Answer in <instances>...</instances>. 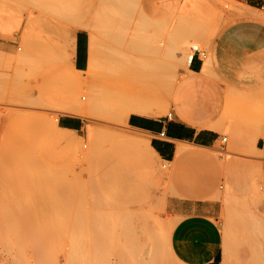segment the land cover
Segmentation results:
<instances>
[{
  "label": "rangeland",
  "instance_id": "1",
  "mask_svg": "<svg viewBox=\"0 0 264 264\" xmlns=\"http://www.w3.org/2000/svg\"><path fill=\"white\" fill-rule=\"evenodd\" d=\"M115 1L112 0V3ZM184 1L188 2L189 9L186 16L181 18L178 7L182 6ZM190 1V3H195L196 1L204 3L206 8H202V4V7L199 6L202 14L199 11L193 12L194 8L191 12L190 8L198 7L199 3L192 6V4H189V0H174L175 7L172 11L173 16L171 15L172 21L169 23V30L172 34H170L172 36L170 39L173 40L175 34L178 33L179 25H183L182 33H184L185 37L179 39L175 49H173L174 74L172 75V80L175 86L173 87V96L168 105V111L164 113L165 115H169L172 112L175 116L177 114V105L184 104V101L190 102L191 97L183 93V83L190 78L187 63L193 55L191 48H200L201 39L209 34V29L212 27L218 29L221 23L225 25L230 22V15L237 13V7H239L237 0ZM85 2L82 1L83 4ZM105 2L110 9L116 6V9L119 10V6L117 7L118 3L114 5V3H109V0ZM83 4L79 2L77 8L79 6L80 8L84 7L85 5ZM137 4L135 9L126 15L127 18L125 17V19L126 29L135 35V54L139 55L141 53L137 50L136 39L138 36L136 30L138 23L141 21L140 18L143 16L145 5L143 0H139ZM40 7L43 10L49 9L54 7V3L52 0H0V18L1 21L5 22L4 31L0 32V42L7 41L13 44V50L10 55L15 62L10 65V86L6 88L4 95L0 97V264H19L18 260L20 258L23 260L22 253L27 251L28 247H26L27 244L26 246L25 244L23 246L20 244L18 239L20 236L16 238L17 234L24 235L23 231L25 230V232L34 230L31 235L34 232L39 234L40 231L44 233V230H50L54 233L56 229V245H58V249H53V247L57 248L55 244H53L55 246L51 249L57 251V254L59 253V264H67L70 261L68 259L71 258L68 255L73 248L77 247L75 245H78V243V246L81 245L79 247L81 252L77 251L79 249L76 248L73 253L79 252V258L84 260L82 264H100L96 255L95 257L97 258L95 260L97 261L94 260V262L91 258L92 256H90L95 253L90 251L93 247H90V249L86 247L87 245L89 246L90 238L93 236L90 233L91 231H89L91 230L89 226L92 224L93 216L98 213L99 215L102 214V216L105 215L104 217L107 219L101 224L107 227L103 228L107 232L106 242L108 244H106L108 250L106 251L108 253H105L109 257H106V262L109 259L107 264H141L142 262L147 264L148 259L155 255L157 251L161 260L160 264H170L172 262V264L174 262L175 264H185L177 258L173 252L174 250H172L174 243L170 238L171 233L169 231L171 232L172 229L169 227L175 225L176 218L169 213L168 199L173 196L220 200L223 211L219 219H217V223L222 231L226 224L225 213L229 211L228 209L231 212H237L235 221L244 227L241 228V226L237 231L234 230L235 234H238H236L237 238L239 237L242 241L238 250L239 253L240 251L242 253L248 252L247 255L249 256L239 259L237 264H264V233L253 230L255 227H249L247 222L248 213L250 212L264 217V197L258 208L246 201L253 193L251 186H249L252 183L255 184L257 182L256 184L259 187H263L261 190L264 194V173L260 169L263 165L255 159V153L258 152L255 144L257 135L252 138H248L247 135H241L240 141L243 143L236 145L231 139L230 131H225L223 137L228 138L227 142L221 140L215 147H198L191 144L190 148L193 155L182 160L178 167L169 165L163 159H158L159 161L157 160L155 165H150L147 160H144L145 154L148 153L147 149L137 148L123 140L122 142L118 137L120 133H127L148 139L144 133L128 126L127 122H125L126 116L124 114L119 115L118 112L121 107L118 109L117 101L119 100L118 97H123L124 95H108L105 97L110 104L106 100L104 101V103L108 104L104 105L108 108L107 112L100 113L97 111V113L95 110L92 114L84 116L86 117V123L82 130V137H80V155L74 163L67 167L59 168L46 165L41 161L36 151V142L40 135L54 124L61 114L65 113L62 110L70 102L72 103L75 99H82V95L90 97L89 92L93 88L99 89L104 86L99 83V86L88 84L85 82V73L74 72L70 65L71 50L67 32H46L44 27L40 31ZM116 9L113 11H117ZM120 10L123 9L120 8ZM196 12L198 13L196 14ZM164 22L163 27L160 26L162 29L160 27H148L142 36L144 37L143 39L148 41H152L153 38V41L157 42L158 47H161L158 50L159 58L166 57L167 50L168 25L166 20ZM184 54L188 56V58L186 57L187 59L183 56ZM147 81L150 82L151 80ZM156 90L164 91L165 89ZM109 96L112 97L110 98ZM185 117L187 120L197 121L196 115L192 112L186 113ZM88 126L96 131L95 138L90 139L91 137L87 131ZM226 143L228 148L223 149ZM172 160L176 161V159ZM163 164L167 167H164ZM95 198L96 200L99 199L97 203ZM76 202L78 203L77 206ZM94 202L97 206L93 205ZM20 206L23 207L20 208ZM66 208L70 211L68 212ZM8 209H10L9 212ZM30 209L32 210L30 211ZM27 210L28 212L26 213ZM226 210L228 211L226 212ZM29 213L31 214V219H29ZM76 213L93 215L91 221L88 219V215L86 217L82 216L85 221L82 220L81 224L83 225L87 221L90 224H86V226L80 225L82 228L88 227L86 230L84 228V231H81L82 233H79V228L74 220ZM52 217L56 220H53ZM45 218L50 222H47ZM9 219L11 220L9 221ZM27 221L30 229L27 228L25 223ZM30 221H32L31 224ZM107 221L108 223H106ZM65 222L68 223L67 226H70L67 227ZM13 223L17 224L16 227ZM11 224L14 226H9ZM39 224L42 225L38 226ZM134 224L135 226H133ZM137 224L138 228H136ZM20 226L25 229L20 228ZM43 226L45 229L42 230ZM48 226L50 227L49 230L47 229L49 228ZM15 228L23 229L22 233H19L20 231L18 230V232ZM132 229L134 234L130 233L133 232ZM135 229H138V231L142 230L139 232L140 235L137 234V231L135 232ZM69 230L71 232L73 230V233L69 232ZM129 230L131 231L129 232ZM66 231L73 236L67 234ZM83 233L85 234L83 235ZM25 234L26 236L27 234L29 235V233ZM67 236H70L72 240L65 238ZM74 236L76 241L75 238L73 240ZM133 239H136L137 243ZM77 240L78 243H76ZM27 243H32V240ZM68 243L71 244L70 248ZM84 243L85 248L82 246ZM156 245L158 246L157 248ZM82 247L83 249L87 248V252L84 253V258L87 256V259L82 258V252L84 251L81 249ZM139 247L140 249H138ZM66 252L70 253L67 254ZM16 253L19 254V258ZM75 254H73L74 257ZM89 256L90 260L88 259ZM79 258L77 259L79 260ZM198 261L199 259L196 256H192L190 264H198ZM79 263L81 264V261Z\"/></svg>",
  "mask_w": 264,
  "mask_h": 264
},
{
  "label": "crops",
  "instance_id": "2",
  "mask_svg": "<svg viewBox=\"0 0 264 264\" xmlns=\"http://www.w3.org/2000/svg\"><path fill=\"white\" fill-rule=\"evenodd\" d=\"M52 1L54 7L45 10L40 7V31L44 27L46 32L68 33L71 50L70 65L74 72L87 73L92 63H95V72H97L94 79L91 82L87 79L85 82L96 85V81L104 78V84L102 83L104 87L93 88L89 92L90 95L104 89L106 92L103 90L102 92L106 96H127L141 88L142 90L138 92H150L160 97V104L152 107L150 109L152 111L131 112L125 122L129 127L144 133L151 147L164 160L170 162L171 166L178 167L182 160L193 155L191 144L198 147H215L222 140L224 132L230 131L231 139L236 145L243 143L240 141L241 135H247L248 138L257 135L255 144L258 152L255 153V159L260 161L264 168V0H237L238 11L230 15V22L225 25L221 23L218 29L212 27L209 29V34L201 39V47L191 48L193 55L187 63L190 78L183 83V93L189 95L191 99L189 103L184 101V104L177 105L175 116L172 112L169 115L164 114L168 111L175 86L171 78L174 74L173 58L169 54L159 58L157 42L153 41V38V42L145 41L142 37L148 27H157V21L167 18V44H169L171 34L169 23L172 21L174 0H143L144 16L136 30L139 37H137V50L142 49L139 51L140 55L135 54L134 34L126 29L125 24V16L132 10L113 11L106 4V0H89V2L86 0V8L85 6L77 8L79 0ZM75 11H78L82 18L78 13L75 14ZM74 14L80 19H75L77 17ZM143 23L147 24V27ZM110 31L114 36H109ZM12 50L11 42H0V97L10 86V65L15 63L10 55ZM153 64L155 67L158 64L163 67L159 65V68H155ZM142 66L144 68H141ZM151 66L154 67L153 70ZM146 68L147 70H144ZM158 70L160 73L157 72ZM156 74L163 75L157 79ZM153 76L156 78L154 82L151 80ZM167 77L169 83L165 80ZM135 80L140 82L139 87ZM147 80H151L154 86L151 85V81L148 84ZM130 82H134L135 87ZM141 82L143 86L146 85L144 88ZM164 82L168 84L165 83L163 86ZM169 84L173 87L168 94L166 88ZM155 87L164 88L168 96L162 90L158 92ZM159 93H163L166 97L162 98L163 94L158 95ZM188 112L195 114L197 121L187 120L185 116ZM85 123L84 116L61 114L36 142V151L41 161L59 168L74 163L80 155V137ZM227 140L228 138L223 141L227 142ZM180 144L188 146L182 154L179 153ZM227 148L226 143L223 149ZM168 209L176 218L171 239L177 258L185 264H190L192 256L199 259L205 253H210L209 259L203 263L220 264L223 256L221 246L224 232L219 228L217 219L223 211L221 201L173 196L168 199Z\"/></svg>",
  "mask_w": 264,
  "mask_h": 264
},
{
  "label": "bare ground",
  "instance_id": "3",
  "mask_svg": "<svg viewBox=\"0 0 264 264\" xmlns=\"http://www.w3.org/2000/svg\"><path fill=\"white\" fill-rule=\"evenodd\" d=\"M80 2H81V4H83L82 3V0H79ZM84 1H86V0H84ZM113 1H115V0H113ZM117 1V2H116ZM115 2H113L114 3V5H117V3H118V5H117V7L119 8V10H120V8L121 9H124V11H130V10H134L135 9V5L138 3V0H116ZM192 1H194V0H192ZM196 1V0H195ZM88 2H89V0H88ZM112 3V0L110 1L109 0V3ZM191 1L189 0V4H192V6H195L196 5V3H199V2H195V3H190ZM85 3H87V2H85ZM112 3V4H113ZM201 3V2H200ZM199 3V5H197L198 7H192V8H190L191 9V12H192V9L194 10L193 12H195V11H199V12H201V10L199 9L200 7L199 6H201L202 7V4H203V7L202 8H206V6H204L205 4L204 3H201L200 4ZM207 4V3H206ZM83 5H86V4H83ZM113 5V6H114ZM77 6V5H76ZM137 6H138V4H137ZM191 6V5H190ZM209 6V5H208ZM112 7V6H111ZM78 8H80V6L78 7ZM84 8H86V6L84 7ZM179 8V14H180V17L181 18H184L185 16H186V13H187V11H188V9H189V5H188V2L187 1H184V4L182 5V6H179L178 7ZM76 10H77V8H75ZM74 9V10H75ZM112 9V8H111ZM114 9H116V6H115V8H113L112 10H114ZM150 9V8H149ZM197 9V10H196ZM80 10V9H79ZM89 10V9H88ZM117 10V12L119 11L118 9H116ZM73 11V10H72ZM87 11V10H86ZM81 12V11H80ZM121 12H123V10L121 11ZM76 13H78L79 14V16L81 17V15H80V13L78 12V11H75V14ZM114 13V12H113ZM130 13V12H129ZM136 13V12H135ZM198 12H196V14H197ZM209 13V12H208ZM74 14V15H75ZM110 13H108V15H109ZM191 14V13H190ZM201 14H202V12H201ZM117 15V14H116ZM119 15V14H118ZM172 15V14H171ZM199 15H200V13H199ZM199 15H197L198 17H200ZM209 15V14H208ZM78 15H75V17H77ZM114 15H112V17H113ZM129 16V15H128ZM134 16V15H133ZM144 16V15H143ZM216 16V15H215ZM80 17H77V18H75V19H80ZM87 17V16H86ZM126 17V16H125ZM198 17H197V22H198ZM82 18V17H81ZM127 18V17H126ZM131 18V17H130ZM146 18V17H145ZM170 18V17H169ZM193 18V17H192ZM201 18V17H200ZM205 18V17H204ZM139 19V18H138ZM141 19V18H140ZM84 20V19H83ZM142 20V19H141ZM155 20V19H154ZM166 21H167V18L165 19ZM165 20H159V21H157L156 23V25H157V27L159 28L160 26H162L163 24H165ZM186 20V19H185ZM81 20H79V22H80ZM86 21V20H85ZM108 21V20H107ZM116 21V20H115ZM123 21V20H122ZM126 21V20H125ZM145 21V20H144ZM193 21H194V19H193ZM192 21V22H193ZM204 21H205V19H204ZM78 22V21H77ZM78 22V24H80V23H82V22H80L79 23ZM87 22V21H86ZM104 22H105V20H104ZM130 22V21H129ZM143 22V21H142ZM148 23H149V21H147ZM152 22V21H151ZM150 22V23H151ZM164 22V23H163ZM195 22V21H194ZM213 22V21H212ZM112 23H114V22H112ZM116 23H117V21H116ZM121 23V22H120ZM140 23V22H139ZM154 23V22H153ZM173 23V22H172ZM126 24V23H125ZM128 24V23H127ZM144 25H146V27H147V24H145V23H143ZM142 24V25H143ZM193 24V23H192ZM196 24V23H195ZM94 25V24H93ZM120 25H122V24H120ZM131 25V24H130ZM154 25V24H153ZM188 25V24H187ZM80 26H81V24H80ZM96 26V25H95ZM99 26H100V24H99ZM103 26V25H102ZM152 26V25H151ZM180 27H178V33H176L175 34V36H174V38H173V40H171L170 39V42H169V44H167V50H166V55L167 54H169V56L170 57H172V54H173V49H175V47H176V45H177V41H179V39H183L184 37H185V35H184V33H182L183 32V25H179ZM4 27H5V22H3V21H1V18H0V32H2V31H4L3 29H4ZM87 27V26H86ZM163 27V26H162ZM190 27V26H189ZM91 28V27H90ZM93 28H95V27H93ZM104 28H105V26H104ZM107 28L108 27H106V30H107ZM141 28V27H140ZM161 28V27H160ZM162 29V28H161ZM177 29V28H176ZM200 29V28H199ZM88 30V29H87ZM98 30V29H97ZM101 30H103V28L101 29ZM108 30H110V29H108ZM126 30V29H125ZM139 30V29H138ZM194 30V29H193ZM119 31V30H118ZM127 31V30H126ZM140 31H141V29H140ZM190 31V30H189ZM201 31V30H200ZM111 32L112 31H110V34H111ZM184 32H185V29H184ZM194 32H195V30H194ZM113 33V32H112ZM134 33H135V31H134ZM137 33V32H136ZM159 33V32H158ZM171 33V32H170ZM118 34V33H117ZM133 34V33H132ZM148 34V33H147ZM165 34V33H164ZM202 34H204V33H202ZM119 35V34H118ZM137 35H138V33H137ZM162 35H163V33H162ZM172 35V34H171ZM170 35V38L172 37ZM195 35V34H194ZM109 36H114V34L112 35H109ZM129 36V35H128ZM133 36H135V35H133ZM140 36V35H139ZM160 36H161V33H160ZM165 36V35H164ZM191 36V35H190ZM116 37V36H115ZM115 37H113V39L115 38ZM141 37V36H140ZM152 37V36H151ZM169 37V36H168ZM125 38V37H124ZM129 38H131V37H129ZM139 38V37H138ZM137 38V39H138ZM144 38V37H143ZM196 38V37H195ZM94 39H95V37H94ZM136 39V40H137ZM163 39H164V37H163ZM186 39V38H185ZM193 39V38H192ZM143 40V39H142ZM160 40V39H159ZM94 41V40H93ZM145 41H146V39H145ZM151 41V40H150ZM163 41V40H162ZM167 41V40H166ZM185 41V40H184ZM143 42V41H142ZM153 42V41H152ZM186 42H188V41H186ZM199 42V41H198ZM128 44V43H127ZM129 44H131V43H129ZM164 44H165V42H164ZM186 44V43H185ZM96 45V44H95ZM154 45V44H153ZM152 45V46H153ZM142 46V45H141ZM149 46V45H148ZM138 47H140V45L138 46ZM160 47V46H159ZM180 47V46H179ZM147 48V47H146ZM161 48V47H160ZM102 49V48H101ZM155 49V48H154ZM91 50V49H90ZM146 50H149V49H146ZM156 50V49H155ZM183 50V49H182ZM95 51V50H94ZM97 51V50H96ZM99 51V50H98ZM139 51H142V49L141 50H139ZM175 52V51H174ZM125 53V52H124ZM136 53V52H135ZM160 54V53H159ZM164 54V53H163ZM129 55H130V53H129ZM140 55V54H139ZM153 55V54H152ZM98 56V55H97ZM131 56V55H130ZM145 56V55H144ZM184 57H185V59H187L188 58V56L186 55V54H184L183 55ZM19 57V56H18ZM96 57V56H95ZM124 57V56H123ZM187 57V58H186ZM22 58V57H21ZM125 58V57H124ZM131 58V57H130ZM133 58V57H132ZM126 59H128V58H126ZM182 59V58H181ZM131 60V59H130ZM133 60V59H132ZM20 61V60H19ZM18 61V62H19ZM94 62V61H93ZM162 62V61H161ZM21 63V62H20ZM122 63V62H121ZM129 63V62H128ZM135 63V62H134ZM99 64V63H98ZM98 64H97V66H98ZM137 64V63H136ZM141 64V63H140ZM102 65V64H101ZM100 65V66H101ZM159 65H161V64H158V66L156 65V67L157 68H159ZM128 66V65H127ZM138 66V65H137ZM153 66H154V64H153ZM162 66V65H161ZM99 67V66H98ZM103 67V66H102ZM104 67H106V66H104ZM147 67V66H146ZM155 67V66H154ZM154 67H152L151 66V69L153 70L154 69ZM155 67V68H156ZM163 67V66H162ZM169 67V66H168ZM140 68V67H139ZM141 68H144V66H142ZM148 68H150V66H148ZM164 68H165V66H164ZM170 68V67H169ZM162 69V68H161ZM160 69V70H161ZM171 69V68H170ZM95 70H96V65H95V63L93 64L92 63V66H91V69L87 72V73H85L86 74V77H85V79H86V81H87V79H89L90 80V82H91V80L92 79H94V77H95V73L97 72H95ZM104 70V69H103ZM144 70H147V68L146 69H144ZM150 70V69H149ZM151 70V71H152ZM157 70V69H156ZM155 70V71H156ZM169 70V69H168ZM119 71H120V69H119ZM140 71V70H139ZM150 71V72H151ZM106 72V71H105ZM158 73H160L159 72V70L157 71ZM156 72V73H157ZM164 72V71H163ZM152 73V72H151ZM154 73V72H153ZM169 73H171L170 71H169ZM150 74V73H149ZM155 74V73H154ZM153 74V75H154ZM168 74V73H167ZM108 75V74H107ZM150 75H152V74H150ZM156 75H158V74H156ZM160 75V74H159ZM156 76L157 77V79H159L158 77H162V75L161 76ZM170 75V74H169ZM137 76V75H136ZM139 76V75H138ZM146 76V75H145ZM144 76V77H145ZM165 76V75H164ZM163 76V78H165ZM149 77V76H148ZM154 78L153 79H151L153 82H154V79L156 80V78H155V76H153ZM119 78V77H118ZM118 78H116V79H118ZM127 78V77H126ZM138 78V77H137ZM152 78V77H151ZM171 78H172V76H171ZM96 79V78H95ZM98 79V78H97ZM103 80H104V78H102ZM134 79V78H133ZM144 79V78H143ZM103 80H98V81H96V85H101V83H103L104 81ZM106 80V79H105ZM139 80V79H138ZM165 80H167L168 81V83L170 82L169 80H168V77L165 79ZM136 81V80H135ZM134 81V82H135ZM140 81V80H139ZM141 81H142V79H141ZM144 81H145V79H144ZM152 81H151V85H153L154 86V84H152ZM158 81V80H157ZM157 81H156V83H157ZM166 81V82H167ZM172 81V80H171ZM95 82V81H94ZM134 82H130V83H134ZM137 82V81H136ZM143 82V81H142ZM141 82V83H142ZM148 82V81H147ZM166 82H164V84H163V86H165V83ZM99 83V84H98ZM110 83V82H109ZM138 83V82H137ZM155 83V84H156ZM158 83H160V81L158 82ZM162 83V82H161ZM168 83H166V84H168ZM88 84H89V82H88ZM94 84V83H93ZM104 84V83H103ZM103 84H102V86H103ZM136 84V83H135ZM145 84H146V82H145ZM148 84H150L149 82H148ZM106 85V84H105ZM137 85V84H136ZM139 85H141L140 84V82L138 83V87H139ZM161 86H162V84H160ZM170 85L171 84H169L168 86H166V87H168L169 88V90H167L168 88H166V91H168V94H169V92H170V90H171V88L173 87V86H171L170 87ZM173 85V84H172ZM91 86V85H90ZM142 86H143V83H142ZM144 86H146V85H144ZM144 86L142 87V88H144ZM150 86V85H149ZM162 86V87H163ZM94 87H96V86H94ZM133 87H135V86H133ZM157 87H158V84H157ZM157 87H155L156 89H157ZM103 88V87H102ZM109 88V87H108ZM115 88V87H114ZM131 88V87H130ZM96 89V88H95ZM116 89H118V88H116ZM138 89V88H137ZM141 88H139L135 93H129V95H127L126 94V92H125V94L127 95V96H123V97H118L119 98V100L117 101V106H118V109H119V107H121L120 108V111L118 112L119 113V115H125L126 116V118L128 117V115L129 114H131V112L133 113V112H146V111H148V110H150L152 107H154V106H157V104H160L159 103V101H160V97L159 96H157V95H154V93L152 94H150V92L149 93H147V92H138L139 90H140ZM102 90L103 91H105L104 89H101L100 91H98V92H96V93H94V94H92L91 93V95H90V97H86L85 95H82L81 96V98L82 99H78V100H76L75 99V101H73L72 103L70 102V104L69 105H67L66 107H64L63 108V112H65L64 114H77V115H81V116H86V115H89V114H92L93 113V111H95L96 110V112L98 111V112H102V113H104V111L105 112H107V110H108V108L107 107H105L104 105H108L107 103H109L110 104V102H107V101H109L105 96L106 95H104V93L102 92ZM123 90V89H122ZM142 90V89H141ZM107 91H109V89H107ZM158 91V90H157ZM156 91V92H157ZM106 92V91H105ZM115 91H113V93H114ZM129 92V91H128ZM134 92V91H133ZM156 92H155V94H156ZM159 92V91H158ZM164 92H165V90H164ZM120 93V92H119ZM166 94H167V92H165ZM124 94V93H123ZM163 93H159L158 95H162ZM168 94H167V96H168ZM110 97V96H109ZM108 97V98H109ZM112 97V96H111ZM110 97V98H111ZM165 97H166V95H165ZM164 97V94H163V97L162 98H165ZM89 98V99H88ZM109 98V99H110ZM83 100H85V101H83ZM106 100V102L107 103H104V101ZM115 102V101H114ZM116 103V102H115ZM111 104H113L112 102H111ZM119 104V105H118ZM161 106V105H160ZM159 106V108H161ZM105 107V108H104ZM110 107V106H109ZM111 108V107H110ZM112 109V108H111ZM157 110H158V108H157ZM160 110V109H159ZM150 111H152V110H150ZM97 112V113H98ZM162 113V112H161ZM158 114H159V112H158ZM76 115V116H77ZM114 117V116H113ZM115 118V117H114ZM58 120V119H57ZM57 125V124H56ZM87 129V128H86ZM88 134H89V136L91 137L90 139H92V138H95V136H96V131L92 128V127H89L88 126ZM119 138H120V141H124V142H126V143H128V144H130V145H133V146H136L137 148H140V149H147L148 150V153L147 154H145V158H144V160H147V162L150 164V165H155V163H156V161L158 160V159H163L152 147H151V145H150V143H149V140L146 138H144L143 136H138V135H131V134H121L120 133V135L118 136ZM117 138V137H116ZM122 141V142H123ZM97 144H99V143H97ZM188 149V146L187 145H185V144H180V148H179V153L180 154H182V153H184L186 150ZM147 152V151H146ZM260 152V151H259ZM262 152V151H261ZM264 153V152H263ZM262 155V154H261ZM159 161V160H158ZM163 161H166V160H164L163 159ZM146 162V163H147ZM169 165H171L170 164V162H168V161H166ZM158 164H160V163H158ZM167 164V165H168ZM159 166H161V164L159 165ZM163 166L164 167H167L165 164H163ZM155 168H157V167H155ZM152 169V168H151ZM159 169H160V167H159ZM162 169V168H161ZM167 169V168H166ZM165 169V170H166ZM260 169L262 170V172L264 173V168H263V166H261L260 167ZM170 171V170H169ZM160 172V171H159ZM162 172V171H161ZM168 172V171H167ZM257 183V182H256ZM253 184L252 183V185H249V186H251L250 188L252 189H250L253 193H251V196H249V199H245L246 201H248V202H250V203H252L253 205H254V207H259L260 206V203L262 202V200H263V197H264V194H263V192H262V188L263 187H259L257 184ZM74 188V187H73ZM248 189H249V187H247ZM69 189V188H68ZM72 189V188H71ZM83 189V188H82ZM67 191V190H66ZM68 191H70V190H68ZM72 191V190H71ZM249 191V190H248ZM250 192V191H249ZM63 193V192H62ZM66 193V192H65ZM73 193V192H72ZM68 194V193H67ZM71 194V193H70ZM64 195V194H63ZM72 195V194H71ZM247 195V194H246ZM65 196V195H64ZM75 197H76V195H75ZM6 198V197H5ZM23 198V197H22ZM41 198V197H40ZM82 198V197H81ZM80 198V199H81ZM96 198H97V196H96ZM96 198H95V200H96ZM16 199V198H15ZM19 199H20V197H19ZM9 200V199H8ZM12 200V199H11ZM29 200V199H28ZM40 200V199H39ZM91 200H93V199H91ZM97 200H99V199H97ZM97 200H96V203H97ZM102 200H103V198H102ZM16 201V200H15ZM22 201V200H21ZM20 201V202H21ZM57 201H59V200H57ZM104 201V200H103ZM102 201V202H103ZM25 202H27L26 200H25ZM24 202V203H25ZM30 203H31V201H29ZM33 202V201H32ZM42 202V201H41ZM44 202V201H43ZM42 202V203H43ZM48 202V201H47ZM81 202V201H80ZM93 202V201H92ZM91 202V203H92ZM100 202V201H99ZM245 202V201H244ZM8 203V202H7ZM16 204H17V202H15ZM38 203V202H37ZM45 203V202H44ZM58 203V202H57ZM66 203V202H65ZM4 204V203H3ZM12 204V203H11ZM21 204H23L22 202H21ZM53 204V203H52ZM68 204V203H67ZM77 202H76V206H77ZM81 204V203H80ZM30 205V204H29ZM43 205V204H42ZM45 205V204H44ZM70 205V204H69ZM93 205H96L95 204V202L93 203ZM248 205V204H247ZM53 206V205H52ZM51 206V207H52ZM55 206H56V204H55ZM72 206V205H71ZM75 206V205H74ZM73 206V207H74ZM97 206V205H96ZM23 207V206H22ZM21 206H20V208H22ZM25 207V206H24ZM28 207V206H27ZM49 207V206H48ZM58 207V206H57ZM63 207V206H62ZM67 207V206H66ZM6 208V207H5ZM4 208V209H5ZM19 208V207H18ZM68 208H69V206H68ZM68 208H66L67 209V211H68ZM81 208V207H80ZM83 208V207H82ZM13 209V208H12ZM36 209V208H35ZM40 209H41V207H40ZM72 209H74V208H72ZM248 209V208H247ZM9 210L10 209H8V212H9ZM20 210V209H19ZM32 209H30V211H31ZM60 210V209H59ZM81 210V209H80ZM79 210V211H80ZM229 210V211H228ZM228 210H226V212L227 213H225V215H226V224H225V227H223L224 229H223V232H224V237H222L223 238V243H222V249H223V257H222V260H221V263L220 264H237V262H238V260L239 259H241V258H246V257H249L248 255H247V253H245V255H244V253H242L241 251H240V253H239V246H240V244L242 243V241L239 239V237L237 238V235L235 234V232H234V230H238V228L239 227H241L238 223L239 222H236L235 220H236V216H237V212H231L230 211V209H228ZM18 211V210H17ZM42 211H44V210H42ZM47 211V210H46ZM49 211V210H48ZM52 211H54V210H52ZM52 211H50V212H52ZM70 211V210H69ZM68 211V212H69ZM95 211V210H94ZM28 212V210L26 211V213ZM82 212H83V210H82ZM85 212V211H84ZM99 212H101V211H99ZM243 212V211H242ZM6 213V212H5ZM23 213V212H22ZM31 213V212H30ZM29 213V214H30ZM55 213H56V211H55ZM58 213V212H57ZM61 213V212H60ZM73 213V212H72ZM102 213V212H101ZM100 213V214H101ZM104 213V212H103ZM51 214H53V213H51ZM59 214V213H58ZM63 214H65V213H63ZM85 214V213H84ZM82 214V213H76V217L74 218V220H75V223H76V225H77V227L79 228L78 230L80 231L79 233H82L83 231H84V228H82L80 225H82L81 223H82V220H84L85 221V219H83V217H86L87 215H88V213H87V215L85 214ZM249 214V218H248V226L249 227H255V229H253V230H258L259 232H261V233H264V217L263 216H261V215H258V214H256V213H248ZM7 215V214H6ZM28 215V214H27ZM54 215H56V214H54ZM54 215H53V217H54ZM8 216V215H7ZM42 216V215H41ZM51 216V215H50ZM74 216H75V214H74ZM73 215H72V217H74ZM83 216V217H82ZM92 216L93 215H91L90 216V214L88 215V219H90V221H91V219H92ZM105 216V215H104ZM104 216H102V214L101 215H99V213L98 214H96V215H94L93 216V219H92V224L90 225V224H88V221H87V223L85 222V224H83L82 226H86V224L87 225H90L89 226V228H91V230H89V231H91L90 233H91V235H93V236H91V238H90V236H89V238L91 239V241L89 242L90 244H89V246L87 245L86 247L88 248L89 247V249H90V247H93V249H91L90 251H92V253L93 252H95L94 254H92V255H90V256H92L91 258L93 259V262H94V260L98 257V259L97 260H99V263L100 264H102V263H104L105 264V262H106V257L107 258H109L105 253H108L106 250H108V247H107V242H106V237H107V232L105 231V229H103V228H107V227H104V224H103V226L101 225L102 223H104L105 221L104 220H107V219H105L106 217H104ZM10 217V216H9ZM21 217V216H20ZM49 217V216H48ZM52 217V218H53ZM61 217V216H60ZM104 217V218H103ZM138 217H140L139 215H138ZM12 218V217H11ZM50 218V217H49ZM65 218V217H64ZM69 218H70V216H69ZM86 218V219H87ZM29 219H31V214H30V217H29ZM34 219H35V217H34ZM46 219V218H45ZM57 219H58V217H57ZM167 219H168V217H167ZM11 219H9V221H10ZM28 220V219H27ZM48 219H46V221H47ZM53 220H56V219H54L53 218ZM60 220V219H59ZM68 220V219H67ZM70 221H71V219H69ZM136 220H137V218H136ZM139 220V219H138ZM240 220V219H239ZM239 220H237V221H239ZM24 221V220H23ZM66 221V220H65ZM104 221V222H103ZM135 221V220H134ZM133 221V222H134ZM161 221V220H160ZM12 222V221H11ZM10 222V223H11ZM15 222V221H14ZM21 222V221H20ZM31 222L32 221H30V224H31ZM33 222H36V221H33ZM38 222V221H37ZM47 222H50V221H47ZM53 222H55V221H53ZM62 222V221H61ZM63 222H64V220H63ZM62 222V224H64ZM91 222H89V223H91ZM127 222V221H126ZM26 223V225H27V228H29L28 226H29V222L27 221V222H25ZM24 223V224H25ZM46 223V222H45ZM66 223V222H65ZM74 223V222H73ZM72 223V224H73ZM84 223V222H83ZM106 223H108V221L106 222ZM129 223V222H128ZM135 223V222H134ZM136 223H137V221H136ZM139 223V222H138ZM13 224H15V227H16V223H13ZM13 224H11V225H9V226H12ZM22 224V223H21ZM20 224V225H21ZM23 224V225H24ZM33 224H35V223H33ZM33 224H32V226H33ZM67 224L68 223H66V226H67ZM176 224V223H175ZM19 225V224H18ZM37 225V224H36ZM40 225H42V224H39L38 226H40ZM100 225H101V227H100ZM105 225H107V224H105ZM14 226V225H13ZM25 226V225H24ZM31 226V227H32ZM44 226H45V224H44ZM44 226H43V228H42V230L43 229H45L44 228ZM47 226V225H46ZM49 226H50V224H49ZM48 226V227H49ZM53 226V225H52ZM68 226H70V225H68ZM67 226V227H68ZM73 226V225H72ZM131 226H132V224H131ZM133 226H135V224L133 225ZM138 226V224L136 225V228H138L137 227ZM174 226V225H173ZM173 226H171V227H169L170 229H173L172 227ZM3 227V226H2ZM19 227V226H18ZM22 226H20V228H21ZM26 227V226H25ZM36 227V226H35ZM55 227V226H54ZM53 227V228H54ZM74 227V226H73ZM235 227H237L236 229H235ZM6 228V227H5ZM10 228V227H9ZM23 228V227H22ZM39 228V227H38ZM80 228H82V229H80ZM88 228V227H87ZM87 228H85V230L87 229ZM241 228H244L243 226L241 227ZM23 229H25V228H23ZM23 229H19V228H15V230H19L18 232L19 233H22L21 231L23 230ZM30 229V228H29ZM36 229H37V227H36ZM48 230L50 229V227L49 228H47ZM76 229V228H75ZM4 230V229H3ZM6 230V229H5ZM11 230V229H10ZM41 230V229H40ZM53 230H55V229H53ZM67 230V229H66ZM166 230V229H165ZM26 231V230H25ZM25 231H23V233H24V235L22 234V235H18L17 234V237L16 238H18V236H20L18 239H19V242H20V244H22V246H23V244H25V246H26V244H27V246L26 247H28V250L27 249H25V250H27V251H24L22 254V258H23V260L20 258L19 260H18V258H19V254H17L18 255V258H17V260L19 261V264H59V260H58V254L56 253L57 251H55V250H53V249H58V245H56L57 244V242H56V240H57V234H56V231H57V229L55 230V232L54 233H52L50 230L49 231H46V230H44V233L43 232H41L40 231V233L39 234H37V233H33V235H31L32 233L31 232H33L32 230H31V232H29L28 230H27V232H25ZM36 231V230H35ZM46 231V232H45ZM68 231V230H67ZM66 231V233L67 234H70L71 235V233H73V230H72V232H71V230H69V232H71V233H69V232H67ZM82 231V232H81ZM131 230H129V232H130ZM132 231L133 232H130V233H133L134 234V230L132 229ZM137 231V234H139V232L140 231H142L141 229H140V231H138V229L136 230L135 229V232ZM5 232V231H4ZM7 232V231H6ZM16 232V231H15ZM18 232H16V233H18ZM39 232V231H38ZM25 233H29V235L27 234V236H26V234ZM90 233H89V235H90ZM168 233V232H167ZM169 233H171L170 231H169ZM4 234H7V233H4ZM34 234H37V235H34ZM85 233H83V235H84ZM143 234V233H142ZM157 234V233H156ZM8 235V234H7ZM135 235H136V233H135ZM140 235V234H139ZM150 235V234H149ZM71 236H73V235H71ZM77 236V235H76ZM79 236V235H78ZM147 236V235H146ZM8 237V236H7ZM80 237H82V236H80ZM170 237V236H169ZM245 237H247V236H245ZM249 237V236H248ZM65 238H67V239H70V240H72V238L70 237V236H67V237H65ZM74 238H75V236L73 237V240H74ZM83 238V237H82ZM142 238H143V236H142ZM171 238V237H170ZM250 238V237H249ZM79 239H81V238H79ZM246 239V238H245ZM248 239V238H247ZM27 240V241H26ZM29 240H32V243H30V244H28L27 242H29ZM134 240H136V239H133V241ZM251 240V239H250ZM18 241V240H17ZM75 241H76V238H75ZM80 241V240H79ZM81 241H83L82 239H81ZM88 241V240H87ZM25 242V243H24ZM37 242V243H36ZM54 242V243H53ZM84 242H86L85 240H84ZM170 242V241H169ZM244 242H246V241H244ZM258 242V241H257ZM65 243V242H64ZM75 243V242H74ZM74 243H72V244H74ZM76 243H78V240H77V242ZM107 243V244H106ZM135 243V242H134ZM136 243H137V240H136ZM171 243V242H170ZM50 244H51V247H50ZM53 244H55L56 246H57V248H55V247H53V246H55V245H53ZM248 244H249V242H248ZM66 245V244H65ZM68 245H70L69 246V248L71 247V244H69L68 243ZM78 245H79V243H78ZM78 245H75V247L76 248H78L79 249V247L81 246H78ZM91 245V246H90ZM133 245H135V244H133ZM142 245V244H141ZM158 245V244H157ZM156 245V248L158 247ZM18 246H19V244H18ZM82 246L84 247L85 246V243H84V245L82 244ZM136 246V245H135ZM134 246V247H135ZM170 246V245H169ZM53 247V249H51ZM66 247V246H65ZM83 247L81 248V249H83ZM132 247V246H131ZM134 247H133V249H134ZM137 247V246H136ZM166 247H168V246H166ZM19 248V247H18ZM76 248H73V250H76ZM85 248V247H84ZM87 248L86 249H83L82 251V258L83 259H85L87 256H85V258H84V253L85 252H87L86 250H87ZM107 248V249H106ZM21 249V248H20ZM23 249V248H22ZM138 249H140V247L138 248ZM138 249H135L136 251H139ZM241 249H242V247H241ZM71 250V249H70ZM73 250L71 251V253L69 254V253H67V254H69L68 256L72 259V261H71V259H68V260H70L68 263H70V264H78L79 263V261H81V264L82 263H84V260H81L80 258H79V256L80 255H78V253L79 252H77V251H80V249L79 250H77L76 251V254H77V256H76V254H75V252L73 253ZM156 250V249H155ZM173 250V249H172ZM22 251V250H21ZM135 251V253H137ZM157 251V250H156ZM168 251V250H167ZM81 252V251H80ZM88 252H89V250H88ZM140 252V251H139ZM155 252V251H154ZM153 252V253H154ZM169 252V251H168ZM172 252V251H171ZM174 252V251H173ZM61 253V252H60ZM66 253H65V255H66ZM134 253V252H133ZM152 253V254H153ZM156 253H157V255H156ZM155 253V255H152L151 256V258L150 259H148L149 261L148 262H146L147 264H160L161 263V260L159 259L160 258V256H158L159 254H158V251ZM20 254H21V252H20ZM57 254V255H56ZM73 254H75V257H74V255ZM139 254V253H138ZM172 254H174V253H172ZM71 255V256H70ZM95 255L97 256V257H95ZM171 255V254H170ZM67 256V255H66ZM90 256H89V260L91 259L90 258ZM93 256H94V258H93ZM158 256V257H157ZM69 257H67V258H69ZM209 257H210V253H205V255H203L202 257H200L199 258V261H198V264H204L203 262L205 261V260H208L209 259ZM66 258V257H65ZM75 258V259H74ZM77 258H79V260L77 259ZM87 259V258H86ZM22 260V261H21ZM97 260H95V261H97ZM164 260V259H163ZM12 261H14V260H12ZM26 261V262H25ZM67 261V260H66ZM78 261V263H76ZM83 261V262H82ZM87 261V260H86ZM143 261V260H142ZM165 261H166V259H165ZM165 261H163V262H165ZM169 261L170 262H172V260L171 259H169ZM174 261V260H173ZM175 261H176V259H175ZM178 261V260H177ZM240 261H242V260H240ZM239 261V262H240ZM1 262H2V260H1ZM21 262H23V263H21ZM92 262V261H91ZM10 263V262H9ZM67 263V264H68ZM87 263V262H86ZM97 263V262H96ZM107 263H109V259H108V261L106 262V264ZM140 263V262H139ZM173 263V262H172ZM172 263H170V264H172ZM6 264V263H5ZM11 264V263H10ZM62 264V263H61ZM80 264V263H79ZM87 264H89V263H87ZM91 264V263H90ZM93 264H95V263H93ZM141 264H145L144 262H142ZM164 264H166V263H164ZM174 264H175V262H174ZM177 264V263H176Z\"/></svg>",
  "mask_w": 264,
  "mask_h": 264
},
{
  "label": "built area",
  "instance_id": "4",
  "mask_svg": "<svg viewBox=\"0 0 264 264\" xmlns=\"http://www.w3.org/2000/svg\"><path fill=\"white\" fill-rule=\"evenodd\" d=\"M162 136H163V137H165V134H164V133H162ZM226 139H227L226 137H222V140H224V141H225Z\"/></svg>",
  "mask_w": 264,
  "mask_h": 264
}]
</instances>
